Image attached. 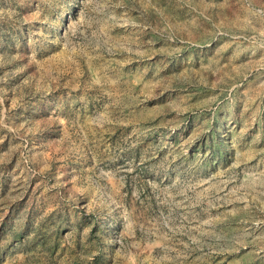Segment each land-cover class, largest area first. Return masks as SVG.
I'll use <instances>...</instances> for the list:
<instances>
[{
	"label": "rangeland",
	"instance_id": "374dc122",
	"mask_svg": "<svg viewBox=\"0 0 264 264\" xmlns=\"http://www.w3.org/2000/svg\"><path fill=\"white\" fill-rule=\"evenodd\" d=\"M0 264H264V0H0Z\"/></svg>",
	"mask_w": 264,
	"mask_h": 264
}]
</instances>
